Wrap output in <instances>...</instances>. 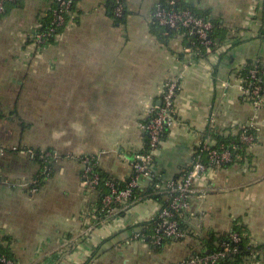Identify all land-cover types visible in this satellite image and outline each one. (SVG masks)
I'll return each instance as SVG.
<instances>
[{
	"label": "crops",
	"instance_id": "crops-1",
	"mask_svg": "<svg viewBox=\"0 0 264 264\" xmlns=\"http://www.w3.org/2000/svg\"><path fill=\"white\" fill-rule=\"evenodd\" d=\"M194 7L218 30L210 54L194 57L177 33L152 31L161 0H124L117 20L111 0H77L67 24L43 47L32 42L54 0H16L0 16V247L16 264H180L231 234L247 231L264 264V106L244 100L241 68L264 62V0H175ZM179 79L169 127L153 163L180 178L198 148L216 147L252 121L256 144L231 165H209L182 216L188 238L160 247L133 239L162 208L159 198L125 203L109 222L93 215L100 196L83 185L81 156L121 183L146 146L141 123L161 104L165 83ZM56 155L52 172L35 156Z\"/></svg>",
	"mask_w": 264,
	"mask_h": 264
},
{
	"label": "built area",
	"instance_id": "built-area-1",
	"mask_svg": "<svg viewBox=\"0 0 264 264\" xmlns=\"http://www.w3.org/2000/svg\"><path fill=\"white\" fill-rule=\"evenodd\" d=\"M10 1L13 0H0V16L4 14L6 4ZM55 1L56 5L51 9L50 24L37 31L32 37V42L36 46L43 47L55 39L61 28L67 24V19L73 11V0ZM111 2L114 18L122 19L125 13L124 0H111ZM169 3V7L161 2L155 6L153 18L157 24L167 29L176 30L191 42L194 57L213 52L216 47V41L212 38L215 29L214 23L191 9H175V0H169ZM171 6L173 7L171 8ZM247 66L248 63L241 68V72ZM247 72V77H243L241 92L244 100L249 102L258 112L264 106V62L254 61V67L248 69ZM179 88L178 78L166 82L161 96V104L153 105L149 110L148 120L141 123L142 131L149 137L148 146L147 148L145 146L144 150L135 156L131 164L132 175L126 186L121 187L114 180L103 178L96 170L98 165L95 157L87 155L79 158L83 166V185L87 189L97 192L100 196L101 204L93 215V219L98 224L107 223L109 222L108 218H113L118 214L120 210L118 206L127 203L135 190L142 188L143 178L154 177L153 163L163 137L167 129L176 123L174 108ZM255 130L256 123L252 121L238 131L240 143L245 147L242 149L249 150L255 146L256 137L253 133ZM200 147V150L194 155L188 173L183 178L166 179L162 175L158 177L159 183L155 186V192L157 194L166 193L169 204L167 207L161 208L158 213L159 222L156 223V234L153 236L155 246L161 245L164 239L182 242L188 238L187 232L180 227L177 216L180 218L188 210L190 199L196 192V181L208 171L207 165L203 163V155L206 154L210 158L212 165L221 167L225 163H231L234 160L233 150L240 148L237 145L233 147V150L224 146L216 148L209 143ZM35 156L39 159L42 168L37 178L31 182L34 191L39 187L41 177H46L52 172L53 163L56 159V155L49 150L40 152ZM101 186L107 189L106 193L101 194ZM133 239L143 241L141 233L135 234ZM231 242L239 244L241 236L238 233L231 234ZM235 253H238L236 247H232L230 242H223L220 250L195 253L180 264H224ZM256 256L258 253L256 250H252L246 263H250ZM0 264L16 263L6 255L0 254Z\"/></svg>",
	"mask_w": 264,
	"mask_h": 264
},
{
	"label": "trees",
	"instance_id": "trees-1",
	"mask_svg": "<svg viewBox=\"0 0 264 264\" xmlns=\"http://www.w3.org/2000/svg\"><path fill=\"white\" fill-rule=\"evenodd\" d=\"M15 2H16V0L7 2L6 8L8 9V6H11ZM76 2H77V0H73V3H74L73 4V8H74ZM161 3L163 5H165V6H167V7L170 6L169 0H161ZM55 5H56V1L54 0L53 7H55ZM172 7L173 6H171V8ZM174 8L175 9H191L195 13H197L198 15H201V16L207 18L206 15H204V14L200 13L199 11H197L196 9H194L193 6H191L189 4H186V3L182 2V1L181 2H176ZM110 10H111V13H112V16H113V4H112V2H110ZM50 15L52 16V13ZM117 20H119V19H117ZM50 22H51V17H50V19H49V21H48V23L46 24L45 27H47V25H49ZM61 30H62V28H61ZM152 31L158 36V38L160 39V41L165 42V43L168 42V40L171 37L175 36L178 33L176 30L167 29V28H164V27L160 26L159 24H157V22L155 20H154V25L152 26ZM217 37H218V30L215 27L214 32L212 34V38L214 40H216ZM252 67H254V61H250L248 63V66L246 67V69L241 72L242 73V77H247V74H248L247 70L250 69V68H252ZM164 137H163V139H164ZM219 140H220L219 141V145L216 146V148H221V146H224L226 148H230L231 150H233V147L236 146V145L238 147H240L238 150H233V153H234L233 154V157H234V159H235V157H236V155L238 153H242V152L245 151L244 149H242V148H245V147H243V145L240 143V138H239V134L238 133L234 137L232 136L230 138H220ZM148 141H149V137L146 135V137H145L146 148L148 146ZM200 148L201 147H199L196 152H198L200 150ZM202 158H203V163L206 164L207 167L209 168V165L211 164L210 158L206 154L203 155ZM233 161L231 163H225L222 166L225 167V166L231 165L233 163ZM96 170H97V172L103 178L110 179L107 176H105L103 173H101L98 168H96ZM188 171H189V167L185 170V172L183 173V175L180 178H183L188 173ZM158 177H159V175L155 173L154 174V177H152V178H150V177L149 178H143L142 179V182H143L142 188H140L139 190H135V192L133 193L132 197L129 199V201L127 202V204L128 203H131L132 201H138V200H140L142 198H145V197H147V198H151L152 197V198H159V199L162 200V208L167 207L168 204H169V202H168V200L166 198V193L161 192L160 194H157L155 192V186L157 185V183H159L158 182L159 181ZM180 178H177V179H180ZM129 181H130V179H128L124 183H121V182H118V181H115V182H117L121 187H124V186H126L128 184ZM100 191H101V194H104V193L107 192V189L105 187H102L101 186L100 187ZM100 204H101V200H100L99 206H100ZM123 206L124 205L122 204V205H119L118 207L120 209H122ZM158 213L153 217V219L149 223L143 225L144 228L140 232L141 235H142V239L145 240V241L149 240L150 241V244H152L153 246H155L154 243H153V236L156 234V232H155L156 223L159 222V220H158ZM177 218L179 219L180 227L182 229H184L183 223H182V216L180 218L177 216ZM111 219L112 218H108V220H111ZM233 233H238L241 236V242L239 244H235V243H232L231 242V234H233ZM231 234L222 236L220 238H216L215 239L216 240L215 241L216 243H214V245L208 246V248H206V250H204V251H213V252L214 251H218V250H220L221 244L223 242H230L232 247H236L238 249V253L232 254L225 261L224 264H245L246 263V260H247V258L249 256V254H250V252L252 250H256V248H253L252 246L249 245L247 231H246V229L244 227H242V226H235V228H234L233 232H231ZM168 242H174V241L173 240H170V239H164V241L162 242V244L159 245V246H157V247H160V246H162V245H164V244H166ZM0 254L6 255L8 258L12 259L9 256V254L2 247H0Z\"/></svg>",
	"mask_w": 264,
	"mask_h": 264
}]
</instances>
